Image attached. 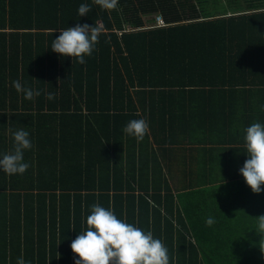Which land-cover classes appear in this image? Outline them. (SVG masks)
I'll list each match as a JSON object with an SVG mask.
<instances>
[{
	"label": "trees",
	"instance_id": "16d2710c",
	"mask_svg": "<svg viewBox=\"0 0 264 264\" xmlns=\"http://www.w3.org/2000/svg\"><path fill=\"white\" fill-rule=\"evenodd\" d=\"M218 2L118 0L104 10L93 0H0V158L17 130L33 145L24 174L0 170V264H75L70 245L94 203L152 231L170 264H264L254 229L264 191L243 177L175 192L163 171L175 136L167 119L194 97L235 117L264 98V0ZM81 4L91 11L79 17ZM156 15L167 24L155 26ZM77 23L106 30L83 64L50 48ZM15 80L40 95L25 99ZM132 119L149 124L143 141L123 131Z\"/></svg>",
	"mask_w": 264,
	"mask_h": 264
},
{
	"label": "clouds",
	"instance_id": "9594fccd",
	"mask_svg": "<svg viewBox=\"0 0 264 264\" xmlns=\"http://www.w3.org/2000/svg\"><path fill=\"white\" fill-rule=\"evenodd\" d=\"M93 3L104 10H115L118 6V0H93ZM90 11L88 4H81L78 7V16H86ZM102 34H106L102 24L77 23L74 27L60 29V34L53 39L50 48L57 54L71 57L83 64L85 57L92 55ZM12 84L27 100H33L40 95L39 90L25 87L19 80ZM46 98L53 100L55 94L47 93ZM261 108L264 110V106ZM123 131L138 142L143 141L149 132V124L146 119H132ZM243 139L248 158L239 172L252 192L260 193L264 191L261 187L264 185V123L255 122L246 127ZM13 141L14 150L0 158V170L9 176L22 175L27 171L30 165L24 161V151L33 146L29 133L23 129L13 133ZM215 222L212 217L205 221L209 227ZM86 225L70 245L73 253L78 256L75 264H170L168 248L160 239L154 238L152 231H144L118 218L111 208H105L99 203L91 205ZM254 229L261 234V240H264V215L256 216ZM259 245L264 252V243ZM16 264L30 262L20 256Z\"/></svg>",
	"mask_w": 264,
	"mask_h": 264
},
{
	"label": "crops",
	"instance_id": "0c3cea01",
	"mask_svg": "<svg viewBox=\"0 0 264 264\" xmlns=\"http://www.w3.org/2000/svg\"><path fill=\"white\" fill-rule=\"evenodd\" d=\"M193 99L192 105L188 103L180 108L185 115L177 111L173 120L169 118L170 130L175 134L170 139L174 141L161 154L164 175L175 192L187 188L210 189L215 179L223 178L226 186L243 178L239 169L248 158L244 129L255 122L264 123V116L260 115H264L261 108L264 98L260 95L250 99L261 101L260 108L241 111L237 117L226 115L223 109L197 104L200 98ZM238 125L240 129L235 132ZM161 137V133L157 135V139Z\"/></svg>",
	"mask_w": 264,
	"mask_h": 264
},
{
	"label": "rangeland",
	"instance_id": "374dc122",
	"mask_svg": "<svg viewBox=\"0 0 264 264\" xmlns=\"http://www.w3.org/2000/svg\"><path fill=\"white\" fill-rule=\"evenodd\" d=\"M229 3H228V0H219V2H218V6L220 7L221 5H228ZM218 7V8H219ZM221 8V7H220ZM147 18H149V17H147ZM179 100V99H178ZM177 102V101H176ZM166 116H168V115H166ZM167 121H170L169 119H167ZM239 125L238 126H236V128H235V132H237V131H239ZM155 145V147H158L159 146V142L158 143H155L154 144ZM173 194H175V193H173ZM183 202V201H182Z\"/></svg>",
	"mask_w": 264,
	"mask_h": 264
},
{
	"label": "built area",
	"instance_id": "2783aa9c",
	"mask_svg": "<svg viewBox=\"0 0 264 264\" xmlns=\"http://www.w3.org/2000/svg\"><path fill=\"white\" fill-rule=\"evenodd\" d=\"M155 19V26H165L167 24L162 15H156Z\"/></svg>",
	"mask_w": 264,
	"mask_h": 264
}]
</instances>
